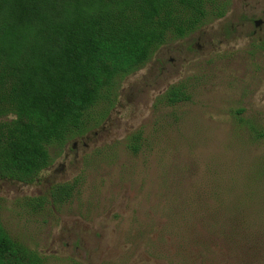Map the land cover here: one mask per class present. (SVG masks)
Returning a JSON list of instances; mask_svg holds the SVG:
<instances>
[{
	"label": "rangeland",
	"instance_id": "374dc122",
	"mask_svg": "<svg viewBox=\"0 0 264 264\" xmlns=\"http://www.w3.org/2000/svg\"><path fill=\"white\" fill-rule=\"evenodd\" d=\"M239 117L264 127V0L168 38L35 182L0 175L3 224L47 264H264V138Z\"/></svg>",
	"mask_w": 264,
	"mask_h": 264
},
{
	"label": "trees",
	"instance_id": "16d2710c",
	"mask_svg": "<svg viewBox=\"0 0 264 264\" xmlns=\"http://www.w3.org/2000/svg\"><path fill=\"white\" fill-rule=\"evenodd\" d=\"M228 6L229 0H0V175L35 182L52 163L51 146L63 147L106 118L120 78L168 38L224 16ZM183 88L172 86L166 97L182 100ZM239 118L264 138V127ZM127 146L141 150L142 133L131 134ZM74 189L72 182L55 184V203ZM1 207L0 196V213ZM0 264H47L1 216Z\"/></svg>",
	"mask_w": 264,
	"mask_h": 264
},
{
	"label": "water",
	"instance_id": "95a60500",
	"mask_svg": "<svg viewBox=\"0 0 264 264\" xmlns=\"http://www.w3.org/2000/svg\"><path fill=\"white\" fill-rule=\"evenodd\" d=\"M261 21L260 20H257L256 23L259 24Z\"/></svg>",
	"mask_w": 264,
	"mask_h": 264
}]
</instances>
